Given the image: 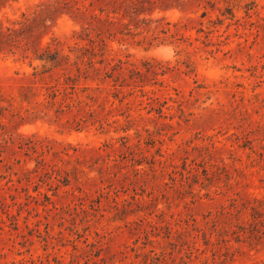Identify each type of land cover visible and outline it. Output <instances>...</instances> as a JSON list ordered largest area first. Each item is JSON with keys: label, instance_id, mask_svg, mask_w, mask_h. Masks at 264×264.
<instances>
[{"label": "rangeland", "instance_id": "obj_1", "mask_svg": "<svg viewBox=\"0 0 264 264\" xmlns=\"http://www.w3.org/2000/svg\"><path fill=\"white\" fill-rule=\"evenodd\" d=\"M0 264H264V0H0Z\"/></svg>", "mask_w": 264, "mask_h": 264}, {"label": "trees", "instance_id": "obj_2", "mask_svg": "<svg viewBox=\"0 0 264 264\" xmlns=\"http://www.w3.org/2000/svg\"><path fill=\"white\" fill-rule=\"evenodd\" d=\"M43 59V58H42ZM52 59V58H51Z\"/></svg>", "mask_w": 264, "mask_h": 264}]
</instances>
